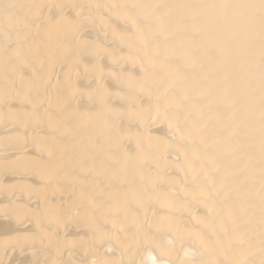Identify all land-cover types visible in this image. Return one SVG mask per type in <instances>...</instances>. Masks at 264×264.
Listing matches in <instances>:
<instances>
[{
	"label": "bare ground",
	"instance_id": "bare-ground-1",
	"mask_svg": "<svg viewBox=\"0 0 264 264\" xmlns=\"http://www.w3.org/2000/svg\"><path fill=\"white\" fill-rule=\"evenodd\" d=\"M0 264H264V0H0Z\"/></svg>",
	"mask_w": 264,
	"mask_h": 264
}]
</instances>
